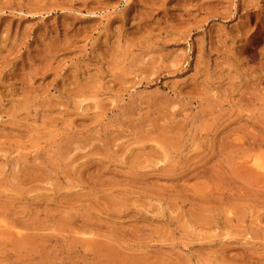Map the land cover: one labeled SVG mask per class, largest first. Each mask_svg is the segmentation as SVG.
<instances>
[{"label": "rangeland", "instance_id": "obj_1", "mask_svg": "<svg viewBox=\"0 0 264 264\" xmlns=\"http://www.w3.org/2000/svg\"><path fill=\"white\" fill-rule=\"evenodd\" d=\"M0 264H264V0H0Z\"/></svg>", "mask_w": 264, "mask_h": 264}]
</instances>
